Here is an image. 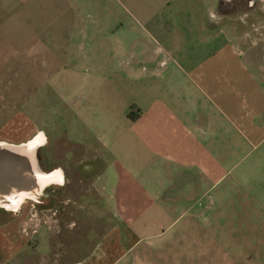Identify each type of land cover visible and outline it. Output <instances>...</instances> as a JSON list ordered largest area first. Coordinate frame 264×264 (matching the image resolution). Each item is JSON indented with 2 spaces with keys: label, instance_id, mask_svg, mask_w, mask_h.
I'll use <instances>...</instances> for the list:
<instances>
[{
  "label": "crops",
  "instance_id": "crops-1",
  "mask_svg": "<svg viewBox=\"0 0 264 264\" xmlns=\"http://www.w3.org/2000/svg\"><path fill=\"white\" fill-rule=\"evenodd\" d=\"M252 1L264 13V0ZM219 6L168 3L184 12L168 35L173 49L139 55L106 36L101 67L82 75L70 21L16 18L60 9L55 0H0V197L49 180L15 210L0 205L9 218L0 224V264L18 250L12 220L28 217L26 205L78 184L100 187L115 221L81 257L60 264H264V31L256 42L210 29L207 12ZM141 58L152 68L141 70ZM14 86H37L15 111ZM44 86L53 94H40ZM60 86L72 89L66 131L52 117L38 122ZM117 86L130 90L120 105L108 99Z\"/></svg>",
  "mask_w": 264,
  "mask_h": 264
},
{
  "label": "rangeland",
  "instance_id": "rangeland-1",
  "mask_svg": "<svg viewBox=\"0 0 264 264\" xmlns=\"http://www.w3.org/2000/svg\"><path fill=\"white\" fill-rule=\"evenodd\" d=\"M55 2L59 4L60 9L18 11L16 18L18 20L37 19L44 15L46 19L70 21L77 32L75 49L78 57L73 60L72 64H75L78 71L85 75L87 68L99 69L101 67L100 57L103 52L100 50L106 36L109 40L114 38L124 40L126 51L131 50L140 55L145 50L156 49L162 56L165 51H170L177 45L168 42V35H174L178 28L177 25L184 23L180 20L184 12L180 9L168 10V3L172 6L175 4L201 6L202 3L208 4L209 0H55ZM67 5L70 7L64 8ZM47 6L48 3L44 7L51 9ZM219 7V11L211 9L207 12V25L210 29L219 27L225 31L232 29L247 40L261 41L264 31V13L254 1L220 0ZM20 30L21 27L13 28L14 34H19ZM86 34L88 39L82 40L81 38ZM12 45L21 46L20 43ZM138 66L141 70L147 71L152 68L144 58H141ZM36 87L14 86L13 92L17 94L13 102L14 111L20 108L18 103L20 98ZM53 88L56 89L57 86ZM60 88L65 90L61 96L55 90L57 97L52 101L48 98L44 99V113L46 112L48 117L38 122L41 125L49 124V118L52 117L55 122L61 124V130L66 131L67 124L63 113L72 107L69 101L72 89L69 86H60ZM117 88L120 89L118 94L115 91L110 92L108 99L120 105L125 102L126 94L130 90L125 89L123 92L124 86H117ZM42 93L45 96L52 95L53 91L49 86H44L40 94ZM52 108L60 109L61 115L58 116L57 113L52 115ZM34 121H37V116H34ZM244 160L242 154L238 153V163ZM101 190L100 187H85L80 184L50 189L48 191L49 200L45 203L27 204L25 214L28 217L24 220H12L18 228L16 232L18 250L13 252L7 264H60L81 257L88 251L99 234L115 221L113 209L102 197ZM56 196L63 200L71 196L72 200L75 199L79 203H65L63 213L54 216L53 211L58 206ZM3 210L4 208L0 207V224L9 219L2 214L5 212ZM44 225L46 235L42 236V233H38L37 230Z\"/></svg>",
  "mask_w": 264,
  "mask_h": 264
},
{
  "label": "bare ground",
  "instance_id": "bare-ground-1",
  "mask_svg": "<svg viewBox=\"0 0 264 264\" xmlns=\"http://www.w3.org/2000/svg\"><path fill=\"white\" fill-rule=\"evenodd\" d=\"M41 140H43V136L42 134H40V136L36 137L34 140L30 141L25 148H27L30 152L33 150V148L35 146H37L38 143L41 142ZM5 147L4 144L0 143V149ZM11 148L13 146H10ZM22 146L16 147L15 149H20ZM21 150V149H20ZM49 180L45 179L40 181V184H38L37 187H35L33 190H31L30 192H24V191H19V192H15L17 195L16 199H13L12 197H10L11 195L9 194V197H6L7 199H11V200H7V199H3L2 197H0V205L6 209L9 210H15L18 205L21 203V201L25 198V197H32L35 198L39 193L40 190L42 189V187L48 182ZM9 193V192H7ZM14 193V192H13Z\"/></svg>",
  "mask_w": 264,
  "mask_h": 264
},
{
  "label": "flooded vegetation",
  "instance_id": "flooded-vegetation-1",
  "mask_svg": "<svg viewBox=\"0 0 264 264\" xmlns=\"http://www.w3.org/2000/svg\"><path fill=\"white\" fill-rule=\"evenodd\" d=\"M56 198H57L58 206H57V208H55L54 213L56 212L55 214H59V213L62 214L63 211H64V208H65V205H64L65 202H64L63 199H60V197H57V196H56ZM69 201H70V203H72V204H77V202H78V201L75 200V199H74V200H69ZM97 202H98V201H97ZM78 203H79V202H78ZM87 203H88V204H92V202H89V201H88ZM87 203H86V206H87ZM78 206H80V205H78ZM86 206H85V207H86ZM81 207H83V206H81ZM85 207H83V208H85Z\"/></svg>",
  "mask_w": 264,
  "mask_h": 264
}]
</instances>
